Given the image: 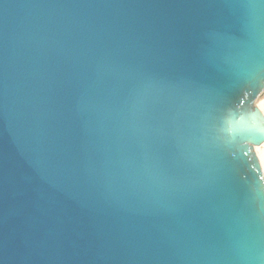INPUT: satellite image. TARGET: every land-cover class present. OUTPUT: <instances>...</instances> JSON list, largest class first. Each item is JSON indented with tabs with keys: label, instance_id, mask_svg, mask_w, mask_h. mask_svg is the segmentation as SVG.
<instances>
[{
	"label": "water",
	"instance_id": "95a60500",
	"mask_svg": "<svg viewBox=\"0 0 264 264\" xmlns=\"http://www.w3.org/2000/svg\"><path fill=\"white\" fill-rule=\"evenodd\" d=\"M264 0H0V264H264Z\"/></svg>",
	"mask_w": 264,
	"mask_h": 264
},
{
	"label": "rangeland",
	"instance_id": "374dc122",
	"mask_svg": "<svg viewBox=\"0 0 264 264\" xmlns=\"http://www.w3.org/2000/svg\"><path fill=\"white\" fill-rule=\"evenodd\" d=\"M259 152H260V157H261V160H262V166H263V169H264V145L263 147H259Z\"/></svg>",
	"mask_w": 264,
	"mask_h": 264
},
{
	"label": "bare ground",
	"instance_id": "6f19581e",
	"mask_svg": "<svg viewBox=\"0 0 264 264\" xmlns=\"http://www.w3.org/2000/svg\"><path fill=\"white\" fill-rule=\"evenodd\" d=\"M260 104H261V106L264 105V99L261 100ZM263 145H264V144H262L261 146L263 147ZM261 146H260V147H261Z\"/></svg>",
	"mask_w": 264,
	"mask_h": 264
}]
</instances>
